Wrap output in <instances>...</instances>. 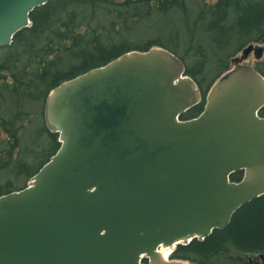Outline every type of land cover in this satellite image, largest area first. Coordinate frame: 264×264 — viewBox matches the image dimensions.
I'll return each instance as SVG.
<instances>
[{
	"label": "water",
	"instance_id": "95a60500",
	"mask_svg": "<svg viewBox=\"0 0 264 264\" xmlns=\"http://www.w3.org/2000/svg\"><path fill=\"white\" fill-rule=\"evenodd\" d=\"M48 1L0 0V46ZM251 54L262 59L264 44L233 56L189 119L202 90L161 46L54 87L45 118L61 145L27 186L0 195V264H194L170 253L264 195V74Z\"/></svg>",
	"mask_w": 264,
	"mask_h": 264
},
{
	"label": "trees",
	"instance_id": "16d2710c",
	"mask_svg": "<svg viewBox=\"0 0 264 264\" xmlns=\"http://www.w3.org/2000/svg\"><path fill=\"white\" fill-rule=\"evenodd\" d=\"M31 19L0 46V195L24 188L59 149L45 108L61 82L126 52L161 46L181 58L202 90V101L181 115L189 119L203 111L232 57L249 43L264 44V0H49ZM255 65L264 74V57ZM171 259L264 264V195L241 206L226 227L179 244Z\"/></svg>",
	"mask_w": 264,
	"mask_h": 264
},
{
	"label": "rangeland",
	"instance_id": "374dc122",
	"mask_svg": "<svg viewBox=\"0 0 264 264\" xmlns=\"http://www.w3.org/2000/svg\"><path fill=\"white\" fill-rule=\"evenodd\" d=\"M263 57H264V56H263ZM262 59H263V58H262ZM260 60H261V59H260ZM257 61H259V60H256L254 54H251V55L249 56V58L245 61V63H247V64H251V65H255ZM232 67H233V65H232ZM3 137H4V135L2 134V135L0 136V139H2ZM30 179H31V178H30ZM30 179H28V181L26 182V185L29 184Z\"/></svg>",
	"mask_w": 264,
	"mask_h": 264
},
{
	"label": "bare ground",
	"instance_id": "6f19581e",
	"mask_svg": "<svg viewBox=\"0 0 264 264\" xmlns=\"http://www.w3.org/2000/svg\"><path fill=\"white\" fill-rule=\"evenodd\" d=\"M165 253V256L167 255V251L164 252Z\"/></svg>",
	"mask_w": 264,
	"mask_h": 264
}]
</instances>
